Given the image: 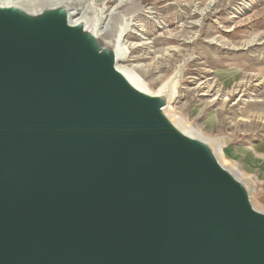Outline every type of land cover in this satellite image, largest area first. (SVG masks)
<instances>
[{
	"label": "water",
	"instance_id": "obj_1",
	"mask_svg": "<svg viewBox=\"0 0 264 264\" xmlns=\"http://www.w3.org/2000/svg\"><path fill=\"white\" fill-rule=\"evenodd\" d=\"M63 8L0 7V264H264V211Z\"/></svg>",
	"mask_w": 264,
	"mask_h": 264
},
{
	"label": "rangeland",
	"instance_id": "obj_2",
	"mask_svg": "<svg viewBox=\"0 0 264 264\" xmlns=\"http://www.w3.org/2000/svg\"><path fill=\"white\" fill-rule=\"evenodd\" d=\"M68 1L89 10L100 26L121 12L115 30L127 49L121 64L165 105L175 90L172 113L214 139L213 145L222 143L232 171L264 211L251 166L264 142V0Z\"/></svg>",
	"mask_w": 264,
	"mask_h": 264
},
{
	"label": "bare ground",
	"instance_id": "obj_3",
	"mask_svg": "<svg viewBox=\"0 0 264 264\" xmlns=\"http://www.w3.org/2000/svg\"><path fill=\"white\" fill-rule=\"evenodd\" d=\"M87 4L90 8L93 7V2L92 3L89 2ZM0 7L18 8V9H20V10H22L28 14H31V15H39V14H41V13H43L49 9H58V8L65 9L67 11V15H68V22L71 25H81L83 30L92 34L94 37H96V39H98V41L101 42L102 46H105L106 48H109L112 50V52L115 56L116 68L124 75V77L130 82V84H132V86H134L135 88H137L140 91L159 96V94H154L152 91H150L147 88V86L144 83L143 78L137 72L132 70V68L130 69L129 67H125L121 64V61L124 58L125 52L127 51V49L125 50L126 45L124 46V44L122 42V38H121L124 35L122 34V32L119 33L118 31H115L117 29V25L121 22V19L123 17L121 15V12L115 13L116 16L113 19V21L108 22V24H106V25L102 24V22H101L102 25L100 26L99 19H97L94 16L95 14L94 15L92 14L94 17L88 16L89 10L84 11L83 9H80L79 7H77L75 5L74 1H68V0L67 1L66 0H0ZM128 12L131 13L129 10H128ZM103 15H105V14H103ZM106 16L107 15H105V17ZM106 19L107 18H105V20ZM103 23H104V21H103ZM113 35H116V37L114 40V44L111 45L110 41L112 40ZM161 90H163V89H161ZM160 93H162V92H160ZM174 94H175V90L169 96L165 107H163V111L168 116L170 121L176 127H178L183 133H185L186 135H188L192 138L200 139V140L204 141L205 143H207L208 146L212 149V151L216 155L219 162L223 166H225L227 169L232 171L231 167H234V165L223 155L222 143H217L216 145H213L212 141L214 139L206 137L199 130L192 129L191 125L187 121L181 119L180 117L175 116L172 113L171 103H172V98L174 97ZM234 174L237 175L239 177V179L243 180V177H241L240 175H238L236 173H234ZM249 193H250V198H251V201H252V204L254 205V207L261 210L256 205V203L253 199V191L249 190Z\"/></svg>",
	"mask_w": 264,
	"mask_h": 264
},
{
	"label": "crops",
	"instance_id": "obj_4",
	"mask_svg": "<svg viewBox=\"0 0 264 264\" xmlns=\"http://www.w3.org/2000/svg\"><path fill=\"white\" fill-rule=\"evenodd\" d=\"M258 152L254 156L255 159L251 158L253 161L251 166L256 170L258 175V183L255 188L259 197L264 201V142L257 146Z\"/></svg>",
	"mask_w": 264,
	"mask_h": 264
}]
</instances>
